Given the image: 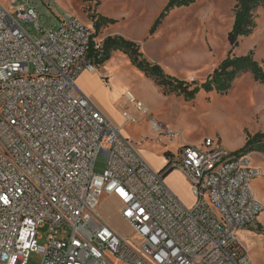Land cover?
<instances>
[{
    "label": "built area",
    "instance_id": "built-area-1",
    "mask_svg": "<svg viewBox=\"0 0 264 264\" xmlns=\"http://www.w3.org/2000/svg\"><path fill=\"white\" fill-rule=\"evenodd\" d=\"M3 1L0 264H27L33 253L41 264H252L239 234L264 206L251 190L262 172L250 154L228 153L211 139L166 154V173L179 171L190 185L195 201L184 206L165 173L153 171L77 88V78L97 68L91 52L101 44L92 28L52 9V0ZM42 7L58 24L40 26ZM125 98L147 114L131 93ZM103 195L120 203L133 236H119L98 215Z\"/></svg>",
    "mask_w": 264,
    "mask_h": 264
},
{
    "label": "rangeland",
    "instance_id": "rangeland-1",
    "mask_svg": "<svg viewBox=\"0 0 264 264\" xmlns=\"http://www.w3.org/2000/svg\"><path fill=\"white\" fill-rule=\"evenodd\" d=\"M52 1L55 4L52 9L67 12L92 28L95 41L120 36L135 42L150 63L180 81L202 84L229 54L245 56L252 53L264 70V8L255 11L253 34L240 39L238 47L231 49L227 37L234 22V0H194L189 8L170 12L153 34L149 33L150 28L169 0ZM39 12L40 26L49 27L52 22L58 24L55 15L45 7ZM98 16L117 23L95 34L92 19ZM30 27L29 34L38 39L40 35L33 25ZM94 73L98 74L95 79L82 75L76 81L77 88L103 109L111 124L133 144L153 171L159 172L165 167L164 152L176 155L181 145L200 146L206 139H211L221 150L236 153L244 147L247 134H264V90L249 74L239 77L227 95L201 91L192 102H185L182 97L162 96L154 82L119 53L95 68ZM126 93H131L147 109L146 115L127 102ZM122 112L129 114L133 121L125 123ZM152 122L161 128L160 134L153 129ZM167 133H173L175 137L169 139ZM250 160L262 172L251 184V190L264 206V153L261 150L252 152ZM164 183L184 206L192 207L195 200L183 174L172 171L164 177ZM120 209L113 197L103 195L96 212L119 236H133L132 229L121 218ZM260 224L264 226V211L245 238L252 264H264V242L256 235L263 232L261 227L257 228ZM38 233V243L44 245L47 228L39 229ZM240 242L243 244L241 239ZM112 262L122 264L114 259ZM27 264H41V256L30 254Z\"/></svg>",
    "mask_w": 264,
    "mask_h": 264
},
{
    "label": "trees",
    "instance_id": "trees-1",
    "mask_svg": "<svg viewBox=\"0 0 264 264\" xmlns=\"http://www.w3.org/2000/svg\"><path fill=\"white\" fill-rule=\"evenodd\" d=\"M90 2L92 0H82ZM235 15L233 26L228 34L227 40L231 49L239 45V40L250 37L256 28L255 11L264 8V0H234ZM194 0H169L154 24L150 28V34L155 33L170 12L177 8H189L194 4ZM95 34L102 29L115 25L117 22L103 16L92 19ZM94 37V34H93ZM101 47L98 50L92 49L91 58L95 66L108 62L112 55L119 53L125 56L130 64L147 78L154 82V85L164 97H182L185 102H192L199 92L206 94L215 93L217 95H227L233 88L235 81L246 74L252 76L253 81L263 87L264 90V70L255 61L253 54L245 56H227L200 85L180 81L164 71L156 64L150 63L141 52L140 46L120 36L106 37L103 42H99ZM261 150L264 153V134L257 133L253 136L247 134L244 147L235 154L248 155ZM165 172V176L171 173Z\"/></svg>",
    "mask_w": 264,
    "mask_h": 264
},
{
    "label": "crops",
    "instance_id": "crops-1",
    "mask_svg": "<svg viewBox=\"0 0 264 264\" xmlns=\"http://www.w3.org/2000/svg\"><path fill=\"white\" fill-rule=\"evenodd\" d=\"M87 75V77H89L90 79H95L96 78V76L98 75L97 73H85V72H83L82 74H81V76H79L78 78H77V80L76 81H78L79 80V78L80 77H82V75ZM86 97L91 101V98L89 97V96H87L86 95ZM92 103H93V101H91ZM94 104V103H93ZM95 105V104H94ZM95 107L99 110V112L110 122V120L106 117V114L104 113V111H103V109L102 108H99V106H97V105H95ZM111 123V122H110ZM113 125V124H112ZM114 126V125H113ZM115 127V126H114ZM116 128V127H115ZM118 129V128H117ZM165 153V156L167 157V155L166 154H171L170 152H164ZM256 167V166H255ZM177 172H179V171H177ZM181 172H179V174H180ZM182 174V173H181ZM255 182H256V180H255ZM254 184V181L252 182V185ZM114 198V197H113ZM258 201H260L261 203H262V200L260 199V198H258V197H255ZM115 199V198H114ZM116 200V199H115ZM117 201V200H116ZM117 203L120 205V203L117 201ZM120 208H121V205H120ZM261 226H259V227H261V229H260V231L261 230H263V232H260L261 234H256V235H258V236H260V238H261V240L264 242V226L262 225V224H260ZM249 230H250V228L248 229V230H246V231H242L240 234H239V239H241L242 240V242H243V247L245 248V250H246V244H244L245 243V238H246V236H247V234H250L249 233ZM246 252H247V250H246ZM247 255H248V253H247Z\"/></svg>",
    "mask_w": 264,
    "mask_h": 264
},
{
    "label": "flooded vegetation",
    "instance_id": "flooded-vegetation-1",
    "mask_svg": "<svg viewBox=\"0 0 264 264\" xmlns=\"http://www.w3.org/2000/svg\"><path fill=\"white\" fill-rule=\"evenodd\" d=\"M166 161V160H165ZM167 171V169L165 168V169H163V173H165Z\"/></svg>",
    "mask_w": 264,
    "mask_h": 264
},
{
    "label": "water",
    "instance_id": "water-1",
    "mask_svg": "<svg viewBox=\"0 0 264 264\" xmlns=\"http://www.w3.org/2000/svg\"><path fill=\"white\" fill-rule=\"evenodd\" d=\"M162 171H163V169H162V170H160V171H159V173H160V172H162ZM169 171H170V170H169ZM169 171H168V172H169ZM163 177H165V174L163 175Z\"/></svg>",
    "mask_w": 264,
    "mask_h": 264
},
{
    "label": "bare ground",
    "instance_id": "bare-ground-1",
    "mask_svg": "<svg viewBox=\"0 0 264 264\" xmlns=\"http://www.w3.org/2000/svg\"><path fill=\"white\" fill-rule=\"evenodd\" d=\"M121 133V132H120Z\"/></svg>",
    "mask_w": 264,
    "mask_h": 264
}]
</instances>
